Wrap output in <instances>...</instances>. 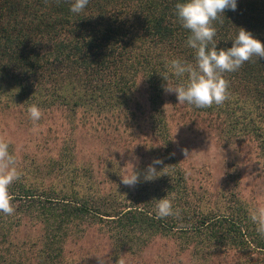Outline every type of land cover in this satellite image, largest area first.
I'll list each match as a JSON object with an SVG mask.
<instances>
[{
    "label": "trees",
    "instance_id": "16d2710c",
    "mask_svg": "<svg viewBox=\"0 0 264 264\" xmlns=\"http://www.w3.org/2000/svg\"><path fill=\"white\" fill-rule=\"evenodd\" d=\"M71 2L0 0V98L44 109L64 106L73 113L120 111L128 108L142 77L150 131L158 142L156 159L162 163L154 165L158 176L152 180L144 179L145 165L137 170L136 193L127 196L13 185L14 211L0 213V264H74L66 244L74 228L85 232L93 226L106 232L116 264L123 252L136 253L138 242L169 236L197 264L227 258L264 264V237L249 220L244 200L234 190L219 201L206 196L173 151L160 73L168 74L173 58L193 62L185 46L188 32L174 15L177 0H89L80 14L69 11ZM213 25L218 47L231 46L228 40L239 27L264 40V0H239L236 11L226 10ZM224 78L228 98L195 109L223 118L216 125L224 141L254 139L264 158V57ZM169 80L173 86L181 82L170 74ZM163 197L176 214L157 219L154 206Z\"/></svg>",
    "mask_w": 264,
    "mask_h": 264
},
{
    "label": "rangeland",
    "instance_id": "374dc122",
    "mask_svg": "<svg viewBox=\"0 0 264 264\" xmlns=\"http://www.w3.org/2000/svg\"><path fill=\"white\" fill-rule=\"evenodd\" d=\"M29 106L0 98V143L7 144L15 158L19 177L10 190L24 184L61 194L103 189L106 194L132 195L135 186L122 184L120 175L142 170L143 165L148 168L157 160L158 142L150 131L148 87L142 77L128 108L120 111L80 108L73 113L64 106H53L39 108L41 118L33 122L28 117ZM163 107L174 154L198 190L218 201L234 190L248 208L264 206V158L254 139L224 141L216 125L223 118L187 103L178 104L175 94L165 93ZM109 172L119 173L112 178ZM74 231L66 244L68 260L116 264L110 239L99 226ZM179 243L170 236L151 238L147 245L138 242L135 248L141 250L123 252L118 264H197L189 252L179 250ZM219 264H236V260L227 258Z\"/></svg>",
    "mask_w": 264,
    "mask_h": 264
},
{
    "label": "clouds",
    "instance_id": "9594fccd",
    "mask_svg": "<svg viewBox=\"0 0 264 264\" xmlns=\"http://www.w3.org/2000/svg\"><path fill=\"white\" fill-rule=\"evenodd\" d=\"M238 2L239 0H177L175 3L174 15L180 26L188 32L185 46L192 50L193 62L173 58L166 65L168 74H160L165 81L161 85L162 90L175 94L178 104L187 103L196 108L221 105L228 98L224 73L235 72L253 58L264 57V40L244 27H239L238 32L229 38L231 46L218 47L213 22L220 20L221 14L226 10L236 11ZM88 4L89 0H72L69 11L80 14ZM169 74L181 82L173 86ZM27 113L33 122L39 121L42 115L36 105L29 106ZM7 149V144L0 143V162H3V170L0 171V213L10 215L14 211L10 186L19 177L14 167L15 158ZM160 163L162 161L157 159L148 166L145 180L158 176L154 165ZM120 176L121 183L130 187L139 181V173L136 170ZM165 197L158 199L154 206L157 219L176 214L171 201ZM248 218L255 226L257 234L264 237V206L257 204L249 207Z\"/></svg>",
    "mask_w": 264,
    "mask_h": 264
}]
</instances>
